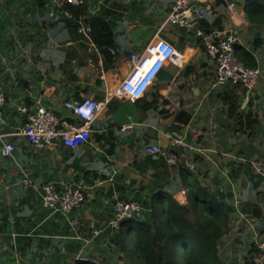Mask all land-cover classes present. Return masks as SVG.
I'll return each instance as SVG.
<instances>
[{
  "label": "crops",
  "instance_id": "obj_1",
  "mask_svg": "<svg viewBox=\"0 0 264 264\" xmlns=\"http://www.w3.org/2000/svg\"><path fill=\"white\" fill-rule=\"evenodd\" d=\"M258 1L263 4L252 17L247 7ZM81 3V19L101 20L111 31L108 49L116 64L109 69L103 70L98 47L102 33L96 42L79 23L64 21L67 13H60L57 0H0V264H73L80 257L87 264L107 257L116 199L149 196L150 182L170 176V162L179 157L173 151L182 153L170 135L202 143L210 190L243 208L233 214L228 236L246 232L264 240L251 212L253 205L264 206V0H215L212 14L194 28L165 23L174 0ZM214 29H233L236 57L254 60L259 75L249 91L213 87L215 66L204 36ZM155 36L171 42L181 59L167 63L135 102L114 96L130 54ZM87 96L102 109L76 147L58 138L52 147L34 148L20 134L26 120L20 107H42L67 119L63 103ZM232 100L242 116L256 120L229 111ZM5 142L14 149L4 156ZM153 145L158 153L148 150ZM44 182L58 189L81 184L85 199L67 215L52 212L42 206ZM186 191L175 198L184 202Z\"/></svg>",
  "mask_w": 264,
  "mask_h": 264
},
{
  "label": "trees",
  "instance_id": "obj_2",
  "mask_svg": "<svg viewBox=\"0 0 264 264\" xmlns=\"http://www.w3.org/2000/svg\"><path fill=\"white\" fill-rule=\"evenodd\" d=\"M57 4L60 13H67L64 21H73L75 26L80 20L90 24L89 34L93 41L97 42L96 34L102 33L105 40L98 43V47L103 53V70L113 67L116 64L115 54L108 49L112 46L113 40L106 23L95 18L81 19L82 3L74 5L57 0ZM262 4V1H258L247 7V12H252L251 16L255 17ZM97 27L100 30H95ZM242 63L248 67H255L254 60L250 58L242 59ZM229 111L237 114L240 119L252 123L256 120L250 113L243 117L233 100ZM181 150L183 153L182 147ZM173 152L179 157L170 162V176L164 180L150 182L147 187L149 196L134 199L141 207L138 213L122 219L117 227L109 225L105 248L108 256L102 255L99 260H88L87 264H226L228 256L239 249L242 250L239 253L240 259L242 257L240 264L256 263L260 252L258 243L264 240L258 238L253 240L254 236L249 234L245 238H251V243L246 247L237 248L239 239L237 237L226 243V239L230 238L228 234L233 214L237 209L243 208L236 207L226 197L221 198L210 190L207 182L208 170L201 168L203 155H193L194 168L190 169L186 166L182 153ZM161 159L162 164L167 166L165 158L162 156ZM182 189L187 190L184 202L174 196ZM262 194L264 196V192ZM251 212L260 220L256 222L255 228L258 232L264 233V206L253 205ZM251 232L253 233L252 230ZM236 257L237 255L231 259L233 264L239 261V259L236 261ZM80 258L73 264H83L84 261Z\"/></svg>",
  "mask_w": 264,
  "mask_h": 264
},
{
  "label": "built area",
  "instance_id": "obj_3",
  "mask_svg": "<svg viewBox=\"0 0 264 264\" xmlns=\"http://www.w3.org/2000/svg\"><path fill=\"white\" fill-rule=\"evenodd\" d=\"M64 1L74 5L81 4V0ZM214 3L215 0H174L165 23L182 28H194L205 14H212ZM231 6L233 4L229 5ZM78 23L80 30L87 35L90 24L82 21ZM237 41L238 37L233 29H214L205 34V53L215 66L213 87L229 83L249 91L254 86L259 70L244 65L236 57ZM181 57L182 53L171 42L155 36L140 53L130 54V68L119 81L113 95L135 102L143 97L167 63L177 62ZM2 100L3 97L0 95V101ZM63 105L70 111L67 119L42 107L33 111H28L26 106L20 107L21 112L26 114L20 134L34 148L52 147L58 138H61L62 143L69 148H74L85 141L89 136L92 122L102 109V104L87 96L79 100H67ZM170 139L172 145L183 148L181 156L184 157L185 164L190 169L194 168L193 155L206 153L202 143H189L183 137L173 135H170ZM13 149L11 142H5L1 148V154L8 155ZM148 150L151 153H158L160 147L153 145ZM40 196L43 207L52 212L67 215L84 201L85 194L81 184H68L62 189H57L52 183L44 182L41 185ZM140 209V205L135 200L116 201L111 225L117 227L122 219L133 216ZM258 247L260 252L255 264H264V242L258 243Z\"/></svg>",
  "mask_w": 264,
  "mask_h": 264
},
{
  "label": "rangeland",
  "instance_id": "obj_4",
  "mask_svg": "<svg viewBox=\"0 0 264 264\" xmlns=\"http://www.w3.org/2000/svg\"><path fill=\"white\" fill-rule=\"evenodd\" d=\"M155 202H156V204H158L157 201H155ZM246 235H247L246 232L245 233H242V234L236 233V232H232V235L230 236V238H227L226 239V243H230L235 237H237V238H239V239H237V241L238 242H242V243H238L237 242V248L239 249V247L240 248L241 247H246L249 243H251V238H245ZM225 238H226V236H225ZM255 239H257V238H255V236H254L253 240H255ZM241 252H242V250H240V249L238 251H234L231 255L228 256V259L226 261V264H233V262L231 261V259H233V256H235V255H237L236 261H238V259H239V261L236 262V264H240L241 263L240 260L242 261V257L240 259V256H239L240 254L239 253H241ZM118 264H120V263H118Z\"/></svg>",
  "mask_w": 264,
  "mask_h": 264
}]
</instances>
